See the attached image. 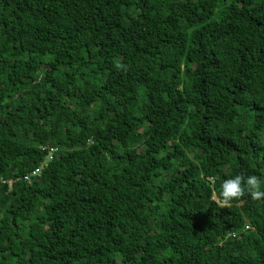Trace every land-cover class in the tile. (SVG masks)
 <instances>
[{
  "label": "trees",
  "instance_id": "16d2710c",
  "mask_svg": "<svg viewBox=\"0 0 264 264\" xmlns=\"http://www.w3.org/2000/svg\"><path fill=\"white\" fill-rule=\"evenodd\" d=\"M236 175L264 0H0V264H264V200L213 203Z\"/></svg>",
  "mask_w": 264,
  "mask_h": 264
},
{
  "label": "clouds",
  "instance_id": "9594fccd",
  "mask_svg": "<svg viewBox=\"0 0 264 264\" xmlns=\"http://www.w3.org/2000/svg\"><path fill=\"white\" fill-rule=\"evenodd\" d=\"M116 66L126 70L123 64L118 63ZM262 184H264V179L257 175H249L246 178L236 175L234 178L223 181L221 190L212 197L213 203L218 208H230L233 201H239L245 195L250 196L253 201H262L264 200Z\"/></svg>",
  "mask_w": 264,
  "mask_h": 264
},
{
  "label": "built area",
  "instance_id": "2783aa9c",
  "mask_svg": "<svg viewBox=\"0 0 264 264\" xmlns=\"http://www.w3.org/2000/svg\"><path fill=\"white\" fill-rule=\"evenodd\" d=\"M52 151H53V149H49L48 157H50V154L52 153ZM31 175L32 176L37 175V170H34L33 172H31ZM25 179H27V177Z\"/></svg>",
  "mask_w": 264,
  "mask_h": 264
}]
</instances>
